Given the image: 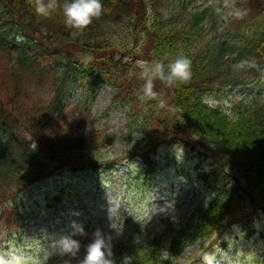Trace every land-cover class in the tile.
Masks as SVG:
<instances>
[{
    "label": "trees",
    "instance_id": "obj_1",
    "mask_svg": "<svg viewBox=\"0 0 264 264\" xmlns=\"http://www.w3.org/2000/svg\"><path fill=\"white\" fill-rule=\"evenodd\" d=\"M263 74L264 0H0V224L16 225L20 193L54 172L138 161L149 180L161 145L213 159L198 171L210 197L177 229L165 219L164 258V233L142 238L127 214L114 264H171L255 207L264 212ZM102 86L127 131L78 133ZM207 97L231 100L230 115ZM117 138L134 143L100 151Z\"/></svg>",
    "mask_w": 264,
    "mask_h": 264
},
{
    "label": "rangeland",
    "instance_id": "obj_2",
    "mask_svg": "<svg viewBox=\"0 0 264 264\" xmlns=\"http://www.w3.org/2000/svg\"><path fill=\"white\" fill-rule=\"evenodd\" d=\"M78 90L75 98L80 96ZM241 95L235 89L229 98ZM109 100L110 88L102 86L89 121L76 131L126 132L122 110L107 109ZM231 100L206 98L210 105L220 104L229 115ZM133 143L117 138L100 151L114 156L129 150ZM203 158L183 147L161 145L149 180L136 174V161L97 172L62 171L38 181L17 198V224H0V264H114L122 220L129 213L139 217L142 238L164 233L160 239L164 258L172 236L165 219L177 229L188 221L197 205L210 197L198 171L208 168L213 159ZM259 210L186 247L171 264H191L194 260L195 264H264V212ZM249 216L254 220L251 226H247ZM211 242V251L201 250L202 245Z\"/></svg>",
    "mask_w": 264,
    "mask_h": 264
}]
</instances>
